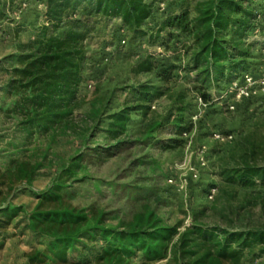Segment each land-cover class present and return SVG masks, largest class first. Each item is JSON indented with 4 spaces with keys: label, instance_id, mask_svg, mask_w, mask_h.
Masks as SVG:
<instances>
[{
    "label": "trees",
    "instance_id": "16d2710c",
    "mask_svg": "<svg viewBox=\"0 0 264 264\" xmlns=\"http://www.w3.org/2000/svg\"><path fill=\"white\" fill-rule=\"evenodd\" d=\"M167 1L39 0L47 23L33 28L32 39L21 53L0 62V118L14 121L17 131L32 137L71 130L80 107V88L86 80L85 40L97 25L112 19H119L134 39L146 37L150 45L161 38L171 42L185 37L188 45L184 48L191 61L188 70L197 74L195 90L209 103L212 90H218L221 82H231L250 58L253 45L244 40L250 14H243L235 0H172L158 29L152 34L145 31L148 20L160 10L155 5ZM238 14L243 16L239 18ZM5 16L0 0V21ZM152 59L149 55L135 72H154ZM13 61L16 65L5 69L6 63ZM175 70L166 67L155 75L168 84ZM137 92L134 107L127 106L109 118L106 134L115 144L93 148L89 140L83 141L80 151L57 170L45 190H33L39 168L31 163L12 158L6 171L0 167V200L6 190H11L12 198L31 192L37 199L30 213L7 200L0 203V240L8 239L4 230L17 214L24 213L18 226L24 225L36 244L45 245L42 249L31 247L25 255L27 264H85L78 261L85 252L94 254L95 264H133L138 255L140 264H154L171 257L173 248L177 249L179 264H242L247 252L253 254L258 248L264 252V230L223 234L218 229L193 226L172 245L178 228L166 226L158 215V206L166 204L160 196L161 187L148 178L124 181L132 176L134 168L145 166V158L130 161L119 174H99L113 158L121 159V153L138 146L159 145L157 135L167 128L176 137L190 130L182 96L174 115L149 124L144 140L122 139L133 115H147L149 104L165 94L146 85ZM178 142L172 139V143ZM232 172L231 182L245 189L254 190L258 181L264 183V166H246ZM8 174L12 176L9 188ZM15 182L18 186L12 188ZM79 198L113 199L122 204L118 211L109 212L94 204H76Z\"/></svg>",
    "mask_w": 264,
    "mask_h": 264
},
{
    "label": "rangeland",
    "instance_id": "374dc122",
    "mask_svg": "<svg viewBox=\"0 0 264 264\" xmlns=\"http://www.w3.org/2000/svg\"><path fill=\"white\" fill-rule=\"evenodd\" d=\"M235 1L243 9V14L249 13L251 17L244 36L247 45H253L250 58L233 75L235 80L221 82L218 90H212L209 103L203 101L195 90L197 74L188 70L191 61L184 48L188 45L185 37L171 42L161 38L150 45L146 37L134 39L119 19L101 22L85 40L86 80L80 88V107L71 130L32 137L17 131L14 121L0 118V167L3 172L12 158L27 161L39 168L33 190H45L57 170L80 151L83 141L89 140L88 144L93 148L115 144L116 141L109 140L106 134L109 118L127 106L134 107L137 91L146 85L165 94L158 98L155 96L156 100L149 104L147 115H133L122 139L144 140L149 124L164 122L174 115L182 96V105L188 108L190 130L186 136L176 137L167 128L157 135L159 145L138 146L129 152L119 153L121 159L113 158L99 174H119L130 161L145 158V166L134 168L132 176L124 181L148 178L161 187L160 196L166 204L158 206V215L166 226L178 228L172 245L177 244L193 226L218 229V233L223 234L264 230V183L258 181L259 186L252 190L230 180L233 170L264 166V89H256L262 87L259 83L264 80V0ZM1 2L6 16L0 21V62L21 53L22 47L32 39L33 28L47 23L45 8L39 0ZM171 3L172 0H169L166 4L155 5L160 10L148 20L145 31L152 34L158 29ZM243 14L237 16L240 18ZM149 55L153 57L155 71L136 73L135 69ZM15 65V61L7 62L5 69ZM166 67L177 69L168 84L155 75ZM240 86L248 89L255 87L257 94L240 99L236 91ZM229 136H232L231 140L226 139ZM172 139L179 142L172 143ZM129 154L131 156L127 157ZM92 170L96 172L93 167ZM6 177L9 188L12 176L8 174ZM16 183L12 188L18 186ZM211 190H216L213 200L208 199ZM12 195L11 190H6L2 199L15 206H23L26 213L32 212L37 205V199L31 192H22L13 198ZM75 203L83 206L94 204L112 212L120 209L122 201L79 198ZM24 215L17 214L4 230L8 239L0 240V264H27L25 255L31 247L42 249L45 246L42 242V246L36 244L31 234L24 231V225L18 226ZM176 250L173 248L168 259L154 264H179ZM78 261L95 264L94 254L85 252ZM141 262L140 255L132 261L133 264ZM242 264H264V252L261 248L255 249L253 254L247 252Z\"/></svg>",
    "mask_w": 264,
    "mask_h": 264
},
{
    "label": "built area",
    "instance_id": "2783aa9c",
    "mask_svg": "<svg viewBox=\"0 0 264 264\" xmlns=\"http://www.w3.org/2000/svg\"><path fill=\"white\" fill-rule=\"evenodd\" d=\"M260 87L259 89L256 88L257 90H260V89H264V80L261 81L260 83ZM236 91H237V95H238V98L240 99H246V98H252L255 96V94H257V91L255 92V87H252L251 89H248V88H242L241 86L236 88ZM232 109H234V107H231ZM186 136V134H185ZM217 138H220L219 135H217ZM227 140H231L232 139V136H229L226 138ZM203 166H205L206 162L205 160L203 159ZM170 183H173L174 181L173 180H169ZM215 192L216 190H211L209 192V195H208V199L209 200H213L214 197H215Z\"/></svg>",
    "mask_w": 264,
    "mask_h": 264
}]
</instances>
